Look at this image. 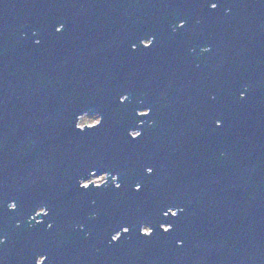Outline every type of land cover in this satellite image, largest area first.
Returning <instances> with one entry per match:
<instances>
[{
    "label": "water",
    "instance_id": "water-1",
    "mask_svg": "<svg viewBox=\"0 0 264 264\" xmlns=\"http://www.w3.org/2000/svg\"><path fill=\"white\" fill-rule=\"evenodd\" d=\"M208 1L0 0V264H264V0Z\"/></svg>",
    "mask_w": 264,
    "mask_h": 264
},
{
    "label": "flooded vegetation",
    "instance_id": "flooded-vegetation-1",
    "mask_svg": "<svg viewBox=\"0 0 264 264\" xmlns=\"http://www.w3.org/2000/svg\"><path fill=\"white\" fill-rule=\"evenodd\" d=\"M227 1L228 0H209L208 3L206 4L207 6H206V9H204V12H202L201 14H197L195 16L194 21H193V25L196 27H200V28L208 27L210 25L216 26L218 23V20H216L217 17L220 16L221 14L229 12V8L226 5ZM261 1L262 0H238L239 5L243 9L248 11L250 8H252L251 12H253V13H254L255 9L256 10L259 9V5H260ZM213 5H215V8H213ZM247 18L249 19L251 17H249V15L248 16L245 15L244 19H247ZM180 22H183V21H178V22L172 24L170 28L172 30H176L179 27L178 24ZM146 39H148V38H146ZM148 42H149L148 40L143 39V40L139 41L137 44H135L134 46L145 45ZM208 49H209V46H200L197 48H190V50L193 52L192 57H194L195 59H198ZM144 111H147V110H144ZM135 132L137 133V131H135ZM136 133H134V134H136Z\"/></svg>",
    "mask_w": 264,
    "mask_h": 264
},
{
    "label": "snow or ice",
    "instance_id": "snow-or-ice-1",
    "mask_svg": "<svg viewBox=\"0 0 264 264\" xmlns=\"http://www.w3.org/2000/svg\"><path fill=\"white\" fill-rule=\"evenodd\" d=\"M178 25H179V28H181V29L185 27V24H184L183 22H180ZM145 40H148V41H149L148 43H146V44L144 45V48H145V49H149V48H151V47L154 45V39H152V38H148V39H145ZM122 97H125V99L128 100V96H127V95H124V96H122ZM119 103H120V104H124V103L121 102V99L119 100ZM150 113H151V110L148 109V111L141 110L139 114H140L141 116H148V115H150ZM136 115H137V113H136ZM102 124H103V116L101 115V119H98V120L96 121V125L92 128L91 131H95V130H97L99 127L102 126ZM81 133H84L83 130H81ZM141 136H142V132H137L135 135L131 136L130 139H131L133 142H135V141H137ZM148 170H149L148 173L151 174L152 169L149 168ZM103 172L108 173L107 170H104ZM113 176H117V175L113 174ZM102 178H103V181H104V182H103V183H100L99 185H97L95 182H90V183H85V184H83V186L79 184L78 187H79L80 189H83V190H91V189L100 190V189H103V188H105V187L108 186V183H107V181H106V178H104V177H102ZM94 185H95V187H94ZM121 187H122V184H121V183H118V184L115 185L114 188L117 189V190H119ZM134 190H135L136 192L141 191V185L137 184V185L135 186ZM16 207H17V205H15L14 210L16 209ZM49 214H50V213H48V214H46V215H49ZM172 216H173V217H176V216H177V213L173 212V213H172ZM30 222H31V221H30ZM35 223H36L37 225H39V224H42L43 221L35 222ZM47 227L50 229V228L52 227V225H51V224H48ZM146 228L150 230V234H148V235H143V236H144V237H151V236L154 234V229H153L152 227H146ZM144 229H145V228H144ZM122 230H123L122 233H121V230H119V231L116 232L117 235H113V236L111 237V240H112L113 242H119V241L121 240V238H122L123 235H125V234H127V233L130 232V228L127 227V226L122 227ZM165 231H166V233H167L168 230H165ZM140 234H141V233H140ZM0 240H3V243H0V245H3V244L5 243V240H4L3 238H0Z\"/></svg>",
    "mask_w": 264,
    "mask_h": 264
},
{
    "label": "rangeland",
    "instance_id": "rangeland-1",
    "mask_svg": "<svg viewBox=\"0 0 264 264\" xmlns=\"http://www.w3.org/2000/svg\"><path fill=\"white\" fill-rule=\"evenodd\" d=\"M98 120V115L97 114H94V113H86V114H83L81 116L78 117L77 119V125L80 126V127H84V125H92V124H95L96 121ZM132 134L136 133L135 131L131 132ZM102 177L106 178V175L105 174H91L86 180H83L81 183L82 184H85V183H90V182H94V181H98L100 180ZM114 179H111L109 180V182H113ZM43 212V209H39L37 211V214H40ZM35 218V217H33ZM146 228V226H144L142 228V230Z\"/></svg>",
    "mask_w": 264,
    "mask_h": 264
},
{
    "label": "clouds",
    "instance_id": "clouds-1",
    "mask_svg": "<svg viewBox=\"0 0 264 264\" xmlns=\"http://www.w3.org/2000/svg\"><path fill=\"white\" fill-rule=\"evenodd\" d=\"M213 8H215V5H213ZM94 182H95L97 185H99L100 183L103 182V178H101V179L98 180V181H94ZM82 186H83V185H82ZM11 207H12V209L14 210L15 205H12ZM142 234H143V235H148V234H150V230L147 229V228H145V229H143ZM0 243H3V240H0ZM41 264H42V262H41Z\"/></svg>",
    "mask_w": 264,
    "mask_h": 264
}]
</instances>
